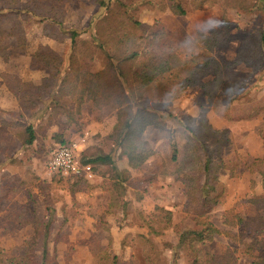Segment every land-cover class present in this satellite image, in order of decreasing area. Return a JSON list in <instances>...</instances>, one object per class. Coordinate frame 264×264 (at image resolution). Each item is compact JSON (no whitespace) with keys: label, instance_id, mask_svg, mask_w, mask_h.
<instances>
[{"label":"rangeland","instance_id":"rangeland-1","mask_svg":"<svg viewBox=\"0 0 264 264\" xmlns=\"http://www.w3.org/2000/svg\"><path fill=\"white\" fill-rule=\"evenodd\" d=\"M103 1L115 15L124 18L125 24L131 19L146 24L159 21L167 29L189 36L198 30L212 31L223 26V0H210L203 10H189L185 16H175L168 10L156 11L139 0L133 4L131 0ZM62 11L59 20L62 27L79 34L74 56L80 69L97 71L104 68L111 53L110 44L97 46L92 40L94 23L104 15L105 7L100 8L89 0H74ZM227 15L224 24L238 36L259 29L263 21L259 11L236 8L229 9ZM35 18L21 46L11 41L6 58H0V86L1 73L39 85L47 76V71L33 69L34 55L40 49H51L62 58V72L68 70L72 49L67 35L49 34ZM82 42L91 44L92 48ZM238 47L239 42L233 40L216 48L214 56L221 62L232 60ZM0 98L8 105L0 108V117L18 110L11 108L12 101L5 99L1 91ZM128 98L130 104L134 102L131 94ZM37 102L32 120L37 134L34 146L19 150L14 163L4 166V174L20 183V187L13 199L0 209V260L3 264L23 256L25 243L34 235L35 224L50 215L53 224L49 248L54 247L56 253L52 264H93L91 249H105L108 245L122 264H145L146 238L161 251L162 264H168L170 252L176 245V231L172 227L161 236L151 235L144 219L156 206L172 213L173 226L194 229L196 218L204 219L199 216L200 203L188 201L179 180L181 175L173 173L177 164L171 159L172 142L178 149V159L182 158L190 135L186 127L204 135L213 168L219 162L223 164L216 173L221 200L205 216L217 231L208 242V248L217 254L231 251L234 264L251 263L252 257L243 250V243L253 241L254 234L239 224H229L233 221L231 215V219L225 217L229 211L246 218L257 214L264 216V161L250 168L255 159L264 160L262 70L254 73L253 68L245 64L226 69L220 90L211 99L203 95L199 86H192L180 99L169 103L148 100L144 107L154 110L157 117L153 124L145 127L141 138L148 142L154 154L139 170L129 169L126 158L120 155L117 144L109 137L116 121L115 109L100 111L90 103H82L77 109L75 102L67 99L61 112L47 107L48 101ZM226 107L230 115H255L249 119H227L218 112ZM62 144L76 145L81 163L83 159L107 154L112 156L114 163L90 164L91 177L86 178L50 172L47 163ZM122 170L128 171L129 177L123 183L121 195H116L115 175ZM227 232L234 237L227 236ZM179 263H185L183 256Z\"/></svg>","mask_w":264,"mask_h":264},{"label":"trees","instance_id":"trees-1","mask_svg":"<svg viewBox=\"0 0 264 264\" xmlns=\"http://www.w3.org/2000/svg\"><path fill=\"white\" fill-rule=\"evenodd\" d=\"M74 0H0V58L5 59L10 42L21 46L24 35L31 28L34 18L43 24V30L51 35L66 34L72 49L68 70L62 72V58L51 49H40L33 59V69L47 71L39 85L25 82L15 75L1 73L2 83L6 89L17 96L18 110L10 111L0 117V209L18 193L20 183L4 174V166L14 163L17 152L34 146L37 140L36 129L32 123L37 110V101H48L47 107L64 110L65 100L75 102L78 109L82 103H90L97 110L115 109L116 121L109 136L120 149V155L127 160L131 170H139L154 154L148 142L141 138L145 127L154 123L156 112L144 107L148 100L169 103L180 99L185 92L183 84L188 87L199 86L203 95L211 99L222 85L224 71L239 64L249 65L253 72L259 70L264 74V0H223L225 12L223 26L212 31L198 30L193 36L177 30H169L159 21L151 24L131 19L125 24L120 14L105 6L103 0H89L92 4L105 7L104 15L94 23L93 44L101 46L110 44V55L104 68L97 71L80 69L76 62L74 50L78 44V32L62 27L59 21L63 7ZM156 11H170L175 16H185L189 10H203L210 0H139ZM136 0H131V4ZM39 4L38 5H36ZM240 8L244 11L257 12L263 21L259 29H251L242 35L230 32L224 24L229 9ZM118 23V24H117ZM117 25H120V29ZM237 40L239 47L232 60L218 61L214 50ZM82 45L91 44L82 42ZM206 79V80H204ZM129 91V93L127 92ZM129 94L134 102L129 103ZM148 107H152L148 104ZM227 119H249L255 114L242 113L230 115L229 108L218 111ZM57 114V113H55ZM28 120L27 122H24ZM190 132L182 158L178 159V149L172 142V161L176 162L173 172L181 175L179 180L184 185L189 202L200 203V217L195 220L194 229L172 225V213L156 206L149 217L144 219L149 233L161 236L172 228L176 231V245L170 252L168 264H234L231 251L217 254L210 251V242L216 229L205 217L221 200L222 192L218 191L217 169L222 162L213 168L210 155L204 143V135L197 130L186 127ZM65 145V144H62ZM61 145V146H62ZM204 151L207 154H204ZM206 156V157H205ZM204 159L203 164L201 161ZM255 159L250 168L263 163ZM81 162V161H80ZM110 154L83 159L82 164L111 165ZM199 163L200 165H197ZM264 171L262 172L264 183ZM129 172L122 170L115 175L114 191L121 195L123 183ZM205 185V187H204ZM256 204V201H253ZM232 226L238 225L248 229L255 238L243 243V250L252 257L250 264H264V216L243 217L227 212V219ZM235 222V223H234ZM51 215L43 222L35 224L32 238L25 243L23 256L12 259L6 264H52L56 253L52 243ZM227 236L234 237L227 232ZM143 237V236H141ZM147 250L144 253L145 264H162L161 251L153 242L145 239ZM57 242V241H56ZM55 245V242H53ZM93 264H122L110 252V245L105 249L92 248ZM0 264L3 262L0 260Z\"/></svg>","mask_w":264,"mask_h":264},{"label":"built area","instance_id":"built-area-1","mask_svg":"<svg viewBox=\"0 0 264 264\" xmlns=\"http://www.w3.org/2000/svg\"><path fill=\"white\" fill-rule=\"evenodd\" d=\"M76 150V145L59 146L47 163L49 171L72 177H91L92 166L82 164Z\"/></svg>","mask_w":264,"mask_h":264},{"label":"crops","instance_id":"crops-1","mask_svg":"<svg viewBox=\"0 0 264 264\" xmlns=\"http://www.w3.org/2000/svg\"><path fill=\"white\" fill-rule=\"evenodd\" d=\"M0 91L4 94V97H5V99H7V100H11L12 101V105H11V108L12 109H18V103H17V97H16V95L15 94H12V93H10L7 89H6V87H5V85L2 83V86H0ZM16 97V98H15ZM8 106V105H7ZM6 105H4L3 103H2V99L0 98V108L1 109H3V108H5V107H7Z\"/></svg>","mask_w":264,"mask_h":264},{"label":"clouds","instance_id":"clouds-1","mask_svg":"<svg viewBox=\"0 0 264 264\" xmlns=\"http://www.w3.org/2000/svg\"><path fill=\"white\" fill-rule=\"evenodd\" d=\"M182 88H183V90H184L185 92H187V88H188V86H187L186 83L182 85ZM153 107H155V105H153Z\"/></svg>","mask_w":264,"mask_h":264}]
</instances>
